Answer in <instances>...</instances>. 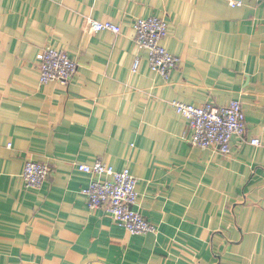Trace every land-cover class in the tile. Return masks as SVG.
I'll list each match as a JSON object with an SVG mask.
<instances>
[{"label":"crops","instance_id":"1","mask_svg":"<svg viewBox=\"0 0 264 264\" xmlns=\"http://www.w3.org/2000/svg\"><path fill=\"white\" fill-rule=\"evenodd\" d=\"M235 1L0 0V264H264V0ZM147 16L181 59L169 79L135 41ZM47 46L77 62L68 84L41 83ZM174 100H240L246 133L230 154L193 146ZM28 160L51 169L40 188L24 186ZM97 160L135 175L156 232L89 207L77 165Z\"/></svg>","mask_w":264,"mask_h":264},{"label":"built area","instance_id":"2","mask_svg":"<svg viewBox=\"0 0 264 264\" xmlns=\"http://www.w3.org/2000/svg\"><path fill=\"white\" fill-rule=\"evenodd\" d=\"M227 1L233 5L239 4L235 0ZM88 26L89 31L95 33H121V26L113 22L90 19ZM133 27L137 45L148 54L150 68L169 79L171 73L179 67L181 59L169 52L163 44L168 32L167 21L157 16H147L137 18ZM138 61L137 59L133 66L134 71L137 70ZM37 62L43 84H68L78 68L77 62L58 47L43 48L37 54ZM172 105L177 114L187 119V136L193 146L202 149L216 148L222 154H230L233 139L243 137L246 133V114L240 100H231L222 106L213 103L196 105L174 100ZM251 144L260 145V141L254 138ZM77 168L92 176L88 187L82 190L91 209L104 210L116 224L131 234L156 232V226L135 209L139 194L137 178L130 169L118 171L101 160L91 165L78 164ZM50 173L51 169L47 164L28 160L23 172L25 188H40Z\"/></svg>","mask_w":264,"mask_h":264}]
</instances>
